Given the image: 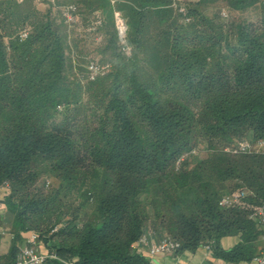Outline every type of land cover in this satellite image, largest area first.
<instances>
[{
	"label": "trees",
	"instance_id": "1",
	"mask_svg": "<svg viewBox=\"0 0 264 264\" xmlns=\"http://www.w3.org/2000/svg\"><path fill=\"white\" fill-rule=\"evenodd\" d=\"M40 5L0 0V202L16 232L8 263L32 231L58 258L44 264H149L134 249L148 226L178 252H215L235 234L238 245L219 254L243 256L264 235V0ZM68 5L72 26L61 17ZM91 63L108 67L89 80ZM241 142L251 152L224 151Z\"/></svg>",
	"mask_w": 264,
	"mask_h": 264
},
{
	"label": "crops",
	"instance_id": "2",
	"mask_svg": "<svg viewBox=\"0 0 264 264\" xmlns=\"http://www.w3.org/2000/svg\"><path fill=\"white\" fill-rule=\"evenodd\" d=\"M21 1V0H19ZM40 0H34L39 2ZM64 0H49L45 4L56 5L57 2L61 3ZM41 6V5H40ZM41 8H43L41 6ZM260 220V217H259ZM262 220H264V208H262ZM15 222L12 214L2 205L0 208V263L7 264L8 257L14 246L15 236ZM261 232L264 233V222H261ZM29 233H24L23 240L17 243V248L20 249L25 243V239ZM145 235L148 237L150 244L159 243L164 237L165 233L153 229L151 226L146 228ZM258 236V238L249 245L247 249L242 252L243 256H237L235 258H229L222 255L232 251L239 243V236L232 234L225 236L218 241L216 251L211 248H198L194 251H181L178 253H166L160 254L154 257H149L147 254V248L137 247L135 252L141 254L148 259L149 264H256L255 259L258 255L264 251V240ZM35 250L37 253L45 254L48 252L45 245L38 241ZM222 253V254H219ZM219 254V255H218ZM244 255L246 257H244Z\"/></svg>",
	"mask_w": 264,
	"mask_h": 264
},
{
	"label": "built area",
	"instance_id": "3",
	"mask_svg": "<svg viewBox=\"0 0 264 264\" xmlns=\"http://www.w3.org/2000/svg\"><path fill=\"white\" fill-rule=\"evenodd\" d=\"M76 12L77 7L75 5H68L61 9V17L63 18L64 22L68 26H72L76 22ZM100 24V21L98 20L95 23V26L97 27ZM114 24L117 31L118 38L121 40H124L126 37L127 32V26L124 21V19L121 17L119 13H114ZM95 26L88 29L90 32L95 31ZM28 36V30H23L20 34V39L24 40ZM97 39H100V37H97ZM123 51L129 55L130 51L128 48H124ZM108 66L106 65H98L91 63L88 66V77L89 80H95L99 75H102L105 73ZM259 147H264V143L258 144ZM252 145L248 142H241L238 146L234 148H226L224 151L227 153H231L234 155L238 154H247L251 152ZM191 154H195V152H191ZM187 155H184L180 158L178 161V164L182 162ZM245 196V193L237 192L229 196H224L219 201V207L221 208H229L235 204H237L243 197ZM2 207V203L0 202V208ZM257 218L260 217V222H264L262 220V209H259L256 212ZM262 240H264V235H262ZM38 237L34 232H29L28 236L25 239V243L23 247H21L13 262L7 263V264H44L48 259H58L57 256L54 253L47 252L45 254L37 253L35 250V247L38 243ZM137 247H145L147 248V254L149 257H154L160 254H166V253H177L180 249V243L176 240H173L172 238L166 236L164 237L159 243L156 244H150L148 237L146 235L141 236V238L137 241V243L134 245V249ZM205 248H210L209 246H206ZM256 264H264V251H262L258 257L255 259ZM1 264V263H0Z\"/></svg>",
	"mask_w": 264,
	"mask_h": 264
},
{
	"label": "rangeland",
	"instance_id": "4",
	"mask_svg": "<svg viewBox=\"0 0 264 264\" xmlns=\"http://www.w3.org/2000/svg\"><path fill=\"white\" fill-rule=\"evenodd\" d=\"M38 1V0H37ZM49 1V0H40L38 3H41L42 7L45 8V3ZM68 3H66L65 5H67Z\"/></svg>",
	"mask_w": 264,
	"mask_h": 264
}]
</instances>
